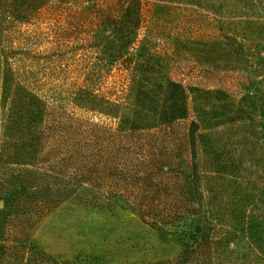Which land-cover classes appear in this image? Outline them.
I'll return each mask as SVG.
<instances>
[{
	"label": "trees",
	"instance_id": "trees-1",
	"mask_svg": "<svg viewBox=\"0 0 264 264\" xmlns=\"http://www.w3.org/2000/svg\"><path fill=\"white\" fill-rule=\"evenodd\" d=\"M70 5L89 11L87 24L84 9L66 22ZM173 6L184 29L209 32L177 30L162 48ZM237 18L264 24V0H0L6 82L48 101L24 133L0 140V264H85L32 236L78 194L183 241L175 255L124 264H264V65L231 31ZM53 32L59 45L74 33L81 42L37 49ZM124 51L135 60L112 97L104 82ZM175 63L211 84L175 77Z\"/></svg>",
	"mask_w": 264,
	"mask_h": 264
},
{
	"label": "rangeland",
	"instance_id": "rangeland-1",
	"mask_svg": "<svg viewBox=\"0 0 264 264\" xmlns=\"http://www.w3.org/2000/svg\"><path fill=\"white\" fill-rule=\"evenodd\" d=\"M143 1H146V8H149L153 0ZM168 8L165 7L163 11L165 25L160 27V33L165 34L162 48H168V43L177 30H191L193 34L209 32V29L200 24L190 25L184 29L185 27L181 26L182 22L179 23L178 18L172 17V14H179L180 9L171 7L169 11ZM81 9H84L82 5L67 7L64 11L66 22L71 24V20H76ZM88 13L89 11L85 10L87 16L80 19V24L88 23L90 20ZM231 31L252 52L254 66L264 65V24L237 18L231 24ZM55 34V32L41 34L35 43L37 49L50 46L54 56L58 51L70 50L72 43L66 44L69 40L75 42V46L77 44L79 46L81 42L74 33L72 37H67L66 41L59 45ZM114 37L115 34H112L110 44L115 47L116 56L120 53V45ZM84 52L80 49L77 54L82 58ZM134 60L135 56L130 51H124L120 60L115 59V66L104 82L107 94L112 97L117 96L126 82L128 65ZM86 62L83 59V65ZM4 68V62H0V140L16 130L24 133L29 126V118L35 117L38 112H43L48 102L47 97L41 92L36 93L32 100L14 93L11 83L6 82ZM172 74L177 78H183L186 82L197 81L211 84L208 80L200 81L192 70L179 63H175ZM85 82L83 81L84 84ZM55 83L54 81L53 85ZM261 111L264 118V107ZM228 130L229 128H223L221 131L226 133ZM84 196L76 195L72 201L43 217L32 233L35 244L61 258L80 256L85 259V264H124L155 260L175 255L184 247L183 241L178 236L149 225L138 214L130 210H120L115 213L92 206L91 203L81 199Z\"/></svg>",
	"mask_w": 264,
	"mask_h": 264
}]
</instances>
